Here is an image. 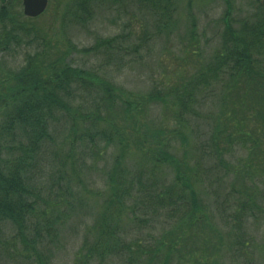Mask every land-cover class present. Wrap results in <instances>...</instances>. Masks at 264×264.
Wrapping results in <instances>:
<instances>
[{
	"label": "trees",
	"instance_id": "trees-1",
	"mask_svg": "<svg viewBox=\"0 0 264 264\" xmlns=\"http://www.w3.org/2000/svg\"><path fill=\"white\" fill-rule=\"evenodd\" d=\"M69 1L67 11L73 22L86 24L101 3L118 6L121 0ZM150 2L151 11L156 15L151 14L157 18H154L155 25H162L160 29L169 27L177 11V0ZM19 3L20 0H0V71L4 55L15 44L20 45L23 39L30 37L37 38L34 19L18 11ZM224 3L220 47L191 79L171 93L177 122L184 124L185 119L190 125L195 121L203 122L195 128L197 159L193 168L182 163L166 145L152 150L142 145L138 146V152L151 163L133 169L126 165L129 146L119 133L96 129L98 139L89 138V133L91 147L108 150L117 146L120 154L106 173L108 191L102 197L103 211L88 231L76 264H112L116 260L123 264H222L218 260L220 250L232 253L239 263L245 260L252 243L245 223L256 218L255 210L264 214V207L258 205L257 193L245 196L231 189L221 199L219 190L232 176L243 184L245 194L253 189L248 185L252 175L235 158L238 153L245 152L251 165L254 164L252 157L260 159L262 163L259 161L257 167L259 170L262 167L264 172V68H259L264 63V3L258 4V10L242 22L238 30L233 28L230 18L231 1L224 0ZM195 29L193 23L192 31ZM119 39L120 36L101 39L95 48L86 52L113 48ZM49 53L50 48H43L28 54L0 83V233L11 229L14 240L20 242L21 251L30 254V260L20 264H48L44 256L46 241L60 226L59 216L51 219L58 210L56 207L45 208L46 211L41 208L45 204L31 176L38 153L44 149L46 141L51 140L52 130L55 131L53 119L60 115L65 131L69 128L68 121L75 125L79 118H92L99 125L108 117L114 118L115 109L121 107L127 117L140 108L123 101L111 82L72 67L64 55L50 59ZM237 81L244 83L262 102L263 109L258 111L260 119L251 117L257 125L254 131L246 126L249 119L230 124L226 111L211 120L204 115L206 105L215 96L225 103L229 91L236 89ZM160 94L152 98L163 102L166 96ZM84 97L90 99L91 104H80ZM234 153L236 155L232 156ZM163 169L175 173L171 183H168V175L163 176ZM198 186L212 199V204L214 199L213 205L219 211L224 228H229L228 232H222L213 224L214 216ZM262 199L264 203V195ZM124 218L128 226L162 221L160 235L151 236L145 243L128 240L126 229L121 230ZM199 230H203L202 236ZM215 240L220 243L214 244ZM193 242L195 251L200 253L198 258L187 253L188 245ZM14 255L20 256L15 251ZM7 258L0 251V264H11Z\"/></svg>",
	"mask_w": 264,
	"mask_h": 264
},
{
	"label": "rangeland",
	"instance_id": "rangeland-1",
	"mask_svg": "<svg viewBox=\"0 0 264 264\" xmlns=\"http://www.w3.org/2000/svg\"><path fill=\"white\" fill-rule=\"evenodd\" d=\"M230 1V18L236 30L258 10L256 8L259 3H264V0ZM69 3V0H49L46 12L32 21L37 38L23 39L20 45L15 44L4 55L0 83L8 72L14 71L25 61L28 54L50 48V59L64 55L72 67L89 71L111 82L123 101L137 104L140 108L126 117L119 102L120 108L112 111L114 118H106L105 123L96 125L92 118H79L75 125L68 121L69 128L65 131L60 115L53 119L55 131L52 130L51 140H47L44 149L38 153L31 173L32 184L45 204L41 208L46 211L56 207L58 210L51 219L59 216L61 220L56 233L46 241L44 256L48 264H76V256L88 231L103 211L102 197L108 191L106 173L112 167L115 157L120 154V149L117 146L108 150L104 147H91L89 138L99 137L95 134L96 129L120 134L129 146L130 152L126 159L128 167L136 169L151 163L142 158L138 146L143 145L146 150H152L156 146L166 145L182 163L193 168L197 159L195 128L199 122V126L203 122L195 121L191 125L186 119L185 125L177 122L171 93L191 79L220 47L224 29L222 18L226 9L224 0H177V11L172 15L170 26L160 29L162 25H155L154 18H157L151 11L153 7L150 0H121L118 6L103 2L94 10L92 20L86 24L73 22L67 11ZM18 11L24 15L22 0ZM193 23L196 25L194 32ZM118 36L120 39L115 47L86 52L95 48L99 40ZM43 43L46 45L43 46ZM259 68H264V63ZM157 93L166 96L163 102L152 98ZM84 99L79 103L91 104L90 99ZM262 109V102L255 94L250 93L244 83L237 81L236 89L229 91L225 103L222 104L218 96H215L206 105L204 115L211 120L226 111L230 124L249 119L246 126L254 131L257 125L252 118H259L258 111ZM242 112L244 115H241ZM188 118L192 119L190 116ZM81 119H86L87 123ZM89 133L91 137L88 138ZM262 142L264 144V138ZM235 155L234 153L232 156ZM235 158L252 175L248 185L253 186V189L245 194L243 184L232 176L219 190L221 199L231 189L245 196L257 193L258 205L264 207V172L262 167L261 170L257 167L258 162L262 161L252 157L254 164L251 165L246 160L248 156L245 152L238 153ZM165 175H168V183L175 177L174 172L163 169V176ZM198 189L214 216L213 224L222 232H228L229 228H224L218 216L219 211L213 205L214 199L212 204V199L203 192V188L198 186ZM255 217L245 223V228L252 237L245 260L239 263L232 257V253L220 250L218 260L222 264H264V214L255 210ZM161 223L162 221L157 220L149 223L143 221L137 222L136 226H128L124 218L121 230L126 229L128 240H141L145 243L151 236L160 235ZM199 231L202 236L203 230ZM4 232L0 233V243L3 244L0 251L8 257L6 261L20 264L19 262L30 260V254L22 252L20 242L14 240L12 230ZM219 243L218 240L214 242ZM194 244L188 245V250L191 249L187 253L198 258L200 253L195 251ZM14 251L21 257L15 256ZM116 261L112 264H123L122 261Z\"/></svg>",
	"mask_w": 264,
	"mask_h": 264
},
{
	"label": "water",
	"instance_id": "water-1",
	"mask_svg": "<svg viewBox=\"0 0 264 264\" xmlns=\"http://www.w3.org/2000/svg\"><path fill=\"white\" fill-rule=\"evenodd\" d=\"M23 14L26 18L35 19L42 16L49 5V0H22Z\"/></svg>",
	"mask_w": 264,
	"mask_h": 264
}]
</instances>
